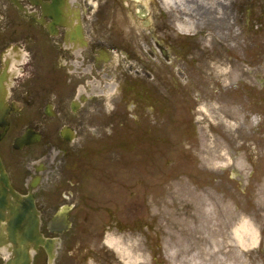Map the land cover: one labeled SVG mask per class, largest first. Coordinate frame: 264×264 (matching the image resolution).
<instances>
[{
	"label": "rangeland",
	"instance_id": "obj_1",
	"mask_svg": "<svg viewBox=\"0 0 264 264\" xmlns=\"http://www.w3.org/2000/svg\"><path fill=\"white\" fill-rule=\"evenodd\" d=\"M173 1L190 33L216 32L203 39L202 68L190 71L187 93L164 97V115L146 133L134 107L118 103L114 55L109 153L98 151L104 165L94 166L98 180L109 175V193L97 195L104 206L109 198V248L95 230L107 215L97 214L93 227L63 235L55 264H264V29L244 31L259 12L228 33L220 0ZM231 21L220 24L232 29ZM115 106L125 113L113 115ZM35 264H47L43 253Z\"/></svg>",
	"mask_w": 264,
	"mask_h": 264
},
{
	"label": "flooded vegetation",
	"instance_id": "obj_2",
	"mask_svg": "<svg viewBox=\"0 0 264 264\" xmlns=\"http://www.w3.org/2000/svg\"><path fill=\"white\" fill-rule=\"evenodd\" d=\"M219 3L222 31L235 33L242 18L258 12L244 31L264 29V0ZM187 14L167 0H0V159L13 189L35 198L45 229L74 199V229L91 228L106 214L95 230L107 244L109 198L104 206L97 195L109 193V175L98 180L94 166L104 165L98 151L109 153V66L121 56L118 103L132 105L151 133L164 97L192 86L190 71L208 54L203 39L216 33H190ZM231 18L226 30L220 22ZM117 106L113 115L125 113ZM4 258L0 253V264Z\"/></svg>",
	"mask_w": 264,
	"mask_h": 264
},
{
	"label": "water",
	"instance_id": "obj_3",
	"mask_svg": "<svg viewBox=\"0 0 264 264\" xmlns=\"http://www.w3.org/2000/svg\"><path fill=\"white\" fill-rule=\"evenodd\" d=\"M70 210L69 206L60 209L48 225L50 233L62 235L71 229ZM40 227L35 199L13 190L0 160V250L10 254L5 264H32L40 248L48 256V264H54L60 239L45 238Z\"/></svg>",
	"mask_w": 264,
	"mask_h": 264
},
{
	"label": "bare ground",
	"instance_id": "obj_4",
	"mask_svg": "<svg viewBox=\"0 0 264 264\" xmlns=\"http://www.w3.org/2000/svg\"><path fill=\"white\" fill-rule=\"evenodd\" d=\"M167 1H169V0H167ZM249 226V228L251 229V233H253V239H252V242L253 243H256V241H257V231L255 230V229H252L251 227V225L250 224H248ZM210 233L212 234V236H215L216 235V233L213 231V230H211L210 231ZM125 251L124 252H122V254H124L126 257H128V259H129V257H130V252L128 251V249L126 250V249H124ZM132 260H136V259H132ZM132 260H129V262H132Z\"/></svg>",
	"mask_w": 264,
	"mask_h": 264
}]
</instances>
